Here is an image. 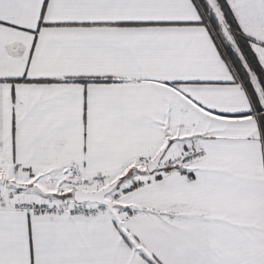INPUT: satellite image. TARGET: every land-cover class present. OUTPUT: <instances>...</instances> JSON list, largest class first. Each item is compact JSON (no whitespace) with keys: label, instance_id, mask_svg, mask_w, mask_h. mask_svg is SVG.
Wrapping results in <instances>:
<instances>
[{"label":"snow or ice","instance_id":"snow-or-ice-1","mask_svg":"<svg viewBox=\"0 0 264 264\" xmlns=\"http://www.w3.org/2000/svg\"><path fill=\"white\" fill-rule=\"evenodd\" d=\"M0 264H264V0H0Z\"/></svg>","mask_w":264,"mask_h":264}]
</instances>
